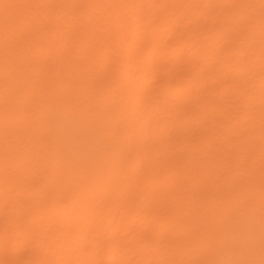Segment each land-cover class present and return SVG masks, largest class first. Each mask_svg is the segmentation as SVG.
I'll return each instance as SVG.
<instances>
[{
    "label": "bare ground",
    "instance_id": "1",
    "mask_svg": "<svg viewBox=\"0 0 264 264\" xmlns=\"http://www.w3.org/2000/svg\"><path fill=\"white\" fill-rule=\"evenodd\" d=\"M0 264H264V0H0Z\"/></svg>",
    "mask_w": 264,
    "mask_h": 264
}]
</instances>
